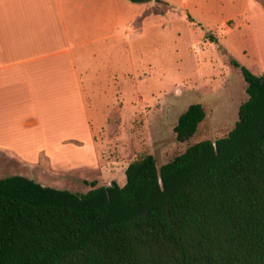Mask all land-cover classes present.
<instances>
[{"label": "trees", "instance_id": "trees-1", "mask_svg": "<svg viewBox=\"0 0 264 264\" xmlns=\"http://www.w3.org/2000/svg\"><path fill=\"white\" fill-rule=\"evenodd\" d=\"M230 63L247 99L226 136L159 167L145 155L128 164L123 186L91 183L83 194L0 178V264H264V73ZM205 115L188 106L176 140Z\"/></svg>", "mask_w": 264, "mask_h": 264}, {"label": "rangeland", "instance_id": "rangeland-1", "mask_svg": "<svg viewBox=\"0 0 264 264\" xmlns=\"http://www.w3.org/2000/svg\"><path fill=\"white\" fill-rule=\"evenodd\" d=\"M122 1L107 18L121 27L118 35L126 43L107 55V92L96 102L100 106L86 109L97 147L90 153L93 162L90 149L80 148L74 153L82 162L79 171L55 172L42 160L31 171L17 163L3 173L0 166V178L30 175L39 184L80 194L91 183L123 186L130 162L152 155L159 167L232 129L247 95L242 73L230 60L256 76L264 73L257 57V41L264 42V0H254L261 7L253 0H161L170 6L159 4L158 14L144 18L141 3ZM192 104L203 107L205 119L190 139L178 142L174 126Z\"/></svg>", "mask_w": 264, "mask_h": 264}, {"label": "crops", "instance_id": "crops-1", "mask_svg": "<svg viewBox=\"0 0 264 264\" xmlns=\"http://www.w3.org/2000/svg\"><path fill=\"white\" fill-rule=\"evenodd\" d=\"M119 2L0 0L3 173L17 163L31 171L42 167V160L55 172L79 171L82 162L74 153L80 148L90 149L91 161L97 147L86 109L100 106L96 102L107 92V55L126 43L118 35L121 27L107 18ZM159 4L170 6L166 1L141 3V18L158 14L154 8ZM259 15L264 17L261 9ZM247 23L252 27L254 19L248 17ZM257 50L263 69L260 38Z\"/></svg>", "mask_w": 264, "mask_h": 264}]
</instances>
